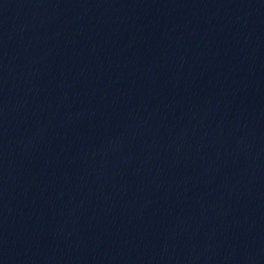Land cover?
I'll return each mask as SVG.
<instances>
[{"label":"water","instance_id":"water-1","mask_svg":"<svg viewBox=\"0 0 264 264\" xmlns=\"http://www.w3.org/2000/svg\"><path fill=\"white\" fill-rule=\"evenodd\" d=\"M0 264H264V0H0Z\"/></svg>","mask_w":264,"mask_h":264}]
</instances>
